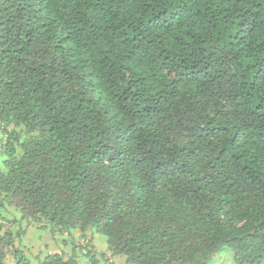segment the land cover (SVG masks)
Listing matches in <instances>:
<instances>
[{
  "label": "trees",
  "instance_id": "trees-1",
  "mask_svg": "<svg viewBox=\"0 0 264 264\" xmlns=\"http://www.w3.org/2000/svg\"><path fill=\"white\" fill-rule=\"evenodd\" d=\"M117 257L264 264V0H0V264Z\"/></svg>",
  "mask_w": 264,
  "mask_h": 264
},
{
  "label": "rangeland",
  "instance_id": "rangeland-1",
  "mask_svg": "<svg viewBox=\"0 0 264 264\" xmlns=\"http://www.w3.org/2000/svg\"><path fill=\"white\" fill-rule=\"evenodd\" d=\"M16 225V224H15ZM13 233L17 236L15 243L21 247L28 256L43 255L48 252L62 251L69 253V244H61V236L57 233H51L42 229L38 224L27 225L22 221L20 225H16ZM96 241V240H95ZM98 241H96L97 243ZM114 262L119 264L121 259L113 258ZM218 264H222L218 262Z\"/></svg>",
  "mask_w": 264,
  "mask_h": 264
}]
</instances>
